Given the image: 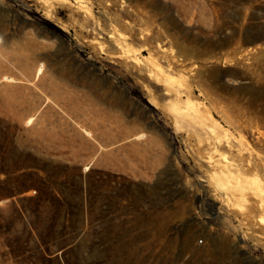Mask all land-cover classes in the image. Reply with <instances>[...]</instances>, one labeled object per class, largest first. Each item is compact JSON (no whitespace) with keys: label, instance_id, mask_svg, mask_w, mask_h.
I'll list each match as a JSON object with an SVG mask.
<instances>
[{"label":"rangeland","instance_id":"1","mask_svg":"<svg viewBox=\"0 0 264 264\" xmlns=\"http://www.w3.org/2000/svg\"><path fill=\"white\" fill-rule=\"evenodd\" d=\"M259 184L264 0H0V264H264Z\"/></svg>","mask_w":264,"mask_h":264},{"label":"bare ground","instance_id":"2","mask_svg":"<svg viewBox=\"0 0 264 264\" xmlns=\"http://www.w3.org/2000/svg\"><path fill=\"white\" fill-rule=\"evenodd\" d=\"M161 69V68H160ZM161 73H162V71H161ZM160 75V74H159ZM215 142V141H214ZM216 143V142H215ZM220 145V144H219ZM216 146V145H215ZM214 146V147H215ZM218 146V145H217ZM215 150V149H214ZM211 161H213L212 159H211ZM214 165H215V171L214 172H216V170L219 168V171L220 172H222V173H224V174H227V175H229V179H230V177H232V175L234 176V178H236L235 179V181H233V182H231V183H229V186L227 187L228 189L229 188H233V189H235V190H238L239 192H240V194L241 195H243V189H244V187H245V181H244V178H240V174H239V172H240V164H238V163H236V162H234V161H231V160H228V161H223L222 160V158L220 157V158H215L214 157ZM212 167H214V166H212ZM242 169H244V168H242ZM218 171V172H219ZM237 171H239L238 173H236ZM217 172V175L218 174H220V172L218 173ZM221 173V174H222ZM220 174V175H221ZM235 174H239V178L238 177H235L236 175ZM216 176V175H215ZM219 176V175H218ZM225 176V175H224ZM222 178H223V175H222ZM255 179H253V181L254 182H256V180L258 181V179L256 178V177H254ZM226 179V178H225ZM228 179V180H229ZM222 180V179H221ZM227 179H226V181H228ZM232 180V179H231ZM247 180V179H246ZM252 180V179H251ZM221 182V181H220ZM224 182V181H223ZM249 183V182H248ZM253 183V182H252ZM221 184H222V182H221ZM226 184H228L227 182H226ZM222 185H224L225 186V182L222 184ZM254 185H256V184H254ZM259 186V189L261 190V191H264V188H262V186L259 184L258 185ZM256 189H257V187H256ZM259 190V191H260ZM258 191V192H259ZM257 192V191H256ZM226 193V195H229L228 193H231V192H225ZM223 197H224V199H226L227 200V197H225L224 195H223ZM215 196L214 197H212V199H210L209 201H208V205H209V207L210 208H212V206L214 205V201H215ZM230 199V198H229ZM262 200H264V197L262 196ZM225 201V200H224ZM229 201V200H228ZM226 203V202H225ZM224 203V204H225ZM227 205H228V203H226ZM263 204V203H262ZM263 206V205H262ZM263 209H264V206H263ZM251 215V214H250ZM260 216V215H259ZM261 220V219H260ZM243 221V220H242ZM245 222V221H244ZM259 222V221H258ZM260 223H263V222H260ZM245 225V224H244ZM247 228H248V226H247ZM250 229V228H249ZM248 230V229H247ZM251 230V229H250ZM249 231V230H248ZM249 232H251V231H249ZM264 235V234H263ZM142 254V253H141Z\"/></svg>","mask_w":264,"mask_h":264}]
</instances>
